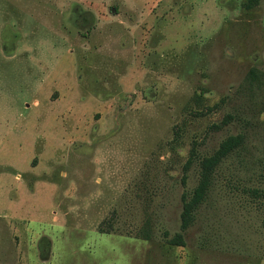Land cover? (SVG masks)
I'll return each instance as SVG.
<instances>
[{
	"label": "rangeland",
	"instance_id": "obj_1",
	"mask_svg": "<svg viewBox=\"0 0 264 264\" xmlns=\"http://www.w3.org/2000/svg\"><path fill=\"white\" fill-rule=\"evenodd\" d=\"M0 264H264V0H0Z\"/></svg>",
	"mask_w": 264,
	"mask_h": 264
},
{
	"label": "trees",
	"instance_id": "obj_2",
	"mask_svg": "<svg viewBox=\"0 0 264 264\" xmlns=\"http://www.w3.org/2000/svg\"><path fill=\"white\" fill-rule=\"evenodd\" d=\"M253 0H250L252 3ZM244 143L243 135H232L225 139L219 149L209 157L204 158L201 161V172L199 184L194 190L191 197L186 195L183 196V211L181 215V228L183 231L187 230L194 220V214L198 207L203 203L211 185V178L216 168L227 158L231 153L238 150ZM190 162L186 165L188 168ZM258 193L259 192H254ZM170 243L176 246H184V238L182 234H177L173 239L170 240Z\"/></svg>",
	"mask_w": 264,
	"mask_h": 264
}]
</instances>
